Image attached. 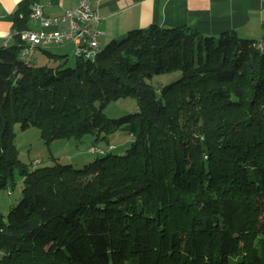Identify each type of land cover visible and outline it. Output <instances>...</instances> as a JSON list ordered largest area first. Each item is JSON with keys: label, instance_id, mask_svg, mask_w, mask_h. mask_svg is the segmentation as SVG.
<instances>
[{"label": "trees", "instance_id": "1", "mask_svg": "<svg viewBox=\"0 0 264 264\" xmlns=\"http://www.w3.org/2000/svg\"><path fill=\"white\" fill-rule=\"evenodd\" d=\"M32 6L19 4L13 32L31 28ZM262 29L247 39L153 24L75 68L48 50L57 68L24 62L20 36L0 47V192L23 183L0 210V264H264ZM127 97L135 113L105 114ZM16 125L47 144L90 135L109 146L124 127L132 143L83 168L28 164Z\"/></svg>", "mask_w": 264, "mask_h": 264}, {"label": "crops", "instance_id": "2", "mask_svg": "<svg viewBox=\"0 0 264 264\" xmlns=\"http://www.w3.org/2000/svg\"><path fill=\"white\" fill-rule=\"evenodd\" d=\"M22 1L0 0V47L13 34L14 12ZM30 1L42 6L47 17L61 16L81 2ZM91 4L100 18L95 27L101 31L102 49L133 29L153 24L189 27L214 37L235 30L240 37L252 39L263 31L264 0H91Z\"/></svg>", "mask_w": 264, "mask_h": 264}, {"label": "rangeland", "instance_id": "3", "mask_svg": "<svg viewBox=\"0 0 264 264\" xmlns=\"http://www.w3.org/2000/svg\"><path fill=\"white\" fill-rule=\"evenodd\" d=\"M262 35L263 31L261 30L259 36L252 39H260ZM125 37H121L117 41H121ZM75 49L76 45L71 41L65 44L51 46L46 50L53 54L66 55L67 64L65 67L75 68L77 60L79 59L75 54ZM32 64L35 66L49 65L50 67L57 68L60 63L49 59L47 55L38 51ZM180 76V72L166 73L155 76L152 80H149V83L155 87H160L175 82ZM137 109V100L133 97H127L110 103L105 109V114L109 118H119L135 113ZM15 132L17 134L16 144L20 159L28 164L36 162L39 165H51L54 163L51 157H56L64 163H71L75 168H83L85 164L92 162L98 156H103L99 153H91L89 151L91 147L104 150L105 154L113 153L121 155L126 153L132 143V137L124 127L110 136V142L113 148H110L106 141L94 143V138L90 135L85 136L80 142L59 139L51 144H47L42 139L40 130L36 127L22 129L20 125H16ZM22 188V180L17 176V183L14 188L10 186L7 191L3 190L0 192V210L4 214L7 215L10 209L19 202L22 195Z\"/></svg>", "mask_w": 264, "mask_h": 264}, {"label": "built area", "instance_id": "4", "mask_svg": "<svg viewBox=\"0 0 264 264\" xmlns=\"http://www.w3.org/2000/svg\"><path fill=\"white\" fill-rule=\"evenodd\" d=\"M31 28L22 32H13L5 44H12L15 36H20L23 46L20 58L24 62H33L38 51L55 45L74 42L78 58L95 60L94 48L99 46L101 31L95 27L100 18L91 4V0H81L76 9L67 10L63 15L47 17L42 6H32ZM98 149L91 147L89 151Z\"/></svg>", "mask_w": 264, "mask_h": 264}, {"label": "bare ground", "instance_id": "5", "mask_svg": "<svg viewBox=\"0 0 264 264\" xmlns=\"http://www.w3.org/2000/svg\"><path fill=\"white\" fill-rule=\"evenodd\" d=\"M10 45L11 44H4V47H9ZM101 51H102V48H101L100 43H99V46L94 48V55L97 57ZM110 148H113V146H110ZM90 152L91 153H99L101 155L105 154V151L101 150V149H93Z\"/></svg>", "mask_w": 264, "mask_h": 264}]
</instances>
